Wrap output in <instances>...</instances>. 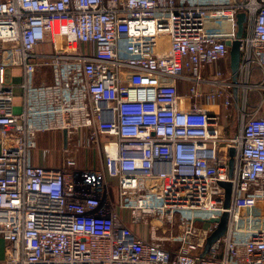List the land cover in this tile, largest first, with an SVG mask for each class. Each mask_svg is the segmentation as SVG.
I'll use <instances>...</instances> for the list:
<instances>
[{"label":"built area","instance_id":"obj_1","mask_svg":"<svg viewBox=\"0 0 264 264\" xmlns=\"http://www.w3.org/2000/svg\"><path fill=\"white\" fill-rule=\"evenodd\" d=\"M65 130L64 165L35 163ZM84 130L96 168L77 165ZM0 235L3 264H264V0H0Z\"/></svg>","mask_w":264,"mask_h":264},{"label":"rangeland","instance_id":"obj_2","mask_svg":"<svg viewBox=\"0 0 264 264\" xmlns=\"http://www.w3.org/2000/svg\"><path fill=\"white\" fill-rule=\"evenodd\" d=\"M19 71L14 70V82L16 84H19L20 82V78L16 77L18 75ZM11 76H12V71L10 69L7 70L6 72V78L8 80L11 81ZM182 86V85H181ZM16 93H17V98H16V103L20 104L21 100V89L18 86L16 88ZM262 93L260 91L257 90H253L250 93L249 96V103L250 104H257V100L259 98V102L261 100ZM242 104V102H241ZM215 109H217L220 113L222 118L225 115V110H223V107H216ZM227 116L229 117L230 121H234L236 123V127L239 125V120L241 118V116H238L237 114V110L236 108H232L227 110ZM241 121V120H240ZM227 122V120H226ZM232 123V122H230ZM237 129V128H236ZM86 134V131H83V134ZM230 133H235L234 132H230ZM40 136H42V140L40 139L39 142V146L38 149H41V147H46V150L49 152L48 156L52 153L54 154V156L56 155L58 157L59 160L62 161L63 158V149L61 146L62 143V137H61V133L60 131H49V132H45L40 134ZM87 136V134H86ZM106 139V138H105ZM45 142V145H44ZM47 142V143H46ZM82 146L80 148V150L78 152H76V156H77V165L79 167H84V166H88L90 168H96L99 165V151L97 149V147L95 146V144L88 142V145L86 147L83 146V142L80 141ZM105 141L103 140V143ZM54 144V145H53ZM65 155V153H64ZM110 194L112 199L117 203L119 202V196H118V181L116 178L111 179V186H110ZM148 230H150V227H147ZM164 229H168L167 232H164ZM164 229H161L159 231V236L163 237V238H167V240L165 241L166 243V247L170 248V249H176L177 247L181 246L180 242H178V240H176V238L178 237V235L180 234V230L178 225L176 224L174 227H171L170 225H168V227H164ZM187 247V246H185Z\"/></svg>","mask_w":264,"mask_h":264},{"label":"water","instance_id":"obj_3","mask_svg":"<svg viewBox=\"0 0 264 264\" xmlns=\"http://www.w3.org/2000/svg\"><path fill=\"white\" fill-rule=\"evenodd\" d=\"M238 2L242 0H237ZM247 19V14L245 12H240L237 14V21H238V31H237V38L234 41L227 40V44L230 46V54H231V67L233 71V78L235 83L238 82V70L239 65L241 61V38L244 35L245 31V22ZM235 91H237V88H235ZM64 139H65V145H67V131H64ZM231 160H230V176L233 175V164H234V158L236 151L234 148L231 149ZM221 184L226 188V200H225V207L228 208L231 205V189L232 184L231 182H221ZM229 219V212L226 211L220 218L217 219H211L210 222H217L218 227L216 230L210 235V237L207 240L205 251L208 252L210 247L217 242L225 233L227 224Z\"/></svg>","mask_w":264,"mask_h":264},{"label":"crops","instance_id":"obj_4","mask_svg":"<svg viewBox=\"0 0 264 264\" xmlns=\"http://www.w3.org/2000/svg\"><path fill=\"white\" fill-rule=\"evenodd\" d=\"M257 79H258V77H255V80H257ZM258 103H259V101L257 102V104ZM257 104H252V105L256 106ZM225 119L226 118L224 116L223 117L224 122L226 121ZM236 131H237V129H236V123H235V133H236ZM231 132H234V130H231ZM60 133H61V137H62L61 146L63 147V145L65 143L64 132H60ZM40 139L42 140L43 138H42V136L39 135V142H40ZM81 141L85 144H87L89 142L86 134L85 133L83 134V131H82V135H81ZM44 145H45V142H44ZM48 154H49V152L46 150V147H41V149H37L36 154H35V163L43 164V165H56V166H63L64 165V162H65L64 153H63L62 161L59 160L56 155L54 156V154L51 153L48 156ZM132 227H133V230L135 232L142 234L145 237H147L149 235V233H148L149 230L147 228L148 226H144V225L135 226L134 225ZM7 246H8V240L0 235V264L4 263Z\"/></svg>","mask_w":264,"mask_h":264},{"label":"trees","instance_id":"obj_5","mask_svg":"<svg viewBox=\"0 0 264 264\" xmlns=\"http://www.w3.org/2000/svg\"><path fill=\"white\" fill-rule=\"evenodd\" d=\"M259 101V98H258V100H257V102Z\"/></svg>","mask_w":264,"mask_h":264}]
</instances>
